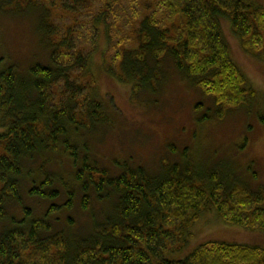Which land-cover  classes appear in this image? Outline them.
I'll use <instances>...</instances> for the list:
<instances>
[{
  "label": "trees",
  "instance_id": "trees-1",
  "mask_svg": "<svg viewBox=\"0 0 264 264\" xmlns=\"http://www.w3.org/2000/svg\"><path fill=\"white\" fill-rule=\"evenodd\" d=\"M69 2L60 5L61 11L79 14L83 0ZM157 8L161 27L153 24L154 17H145L136 32V49L119 57L121 72L109 68L108 73L132 85L131 98L137 101L143 93H157L158 68L169 57L183 80L213 99L217 109L210 108L218 119L227 110L246 106L254 92L230 57L219 20L230 22L246 54L264 62V8L254 0H161ZM111 12L113 0H103L92 13V34ZM48 18L44 13L39 20L48 35V64L22 73L0 60V221L8 206H21L22 190L30 197L57 200L55 179L45 174L35 182L30 168L38 156L53 153L74 161L73 180L80 185L84 209L89 208L90 192L99 200L115 198V209L89 238L71 246L61 235L46 238L47 223L27 220L22 208L26 223L15 220L0 233V264H264L263 248L237 244H203L181 256L193 237L192 228L205 214L216 215L228 226L264 232V188L237 185L226 164L203 172L191 164H172L159 177L127 167L109 177L88 165L86 154L82 156L87 147L77 145L75 135L109 124L104 105L91 92L92 52L75 45L72 26L58 38L49 33ZM30 175V186L24 187ZM65 194L68 210L75 192L68 188Z\"/></svg>",
  "mask_w": 264,
  "mask_h": 264
},
{
  "label": "rangeland",
  "instance_id": "rangeland-1",
  "mask_svg": "<svg viewBox=\"0 0 264 264\" xmlns=\"http://www.w3.org/2000/svg\"><path fill=\"white\" fill-rule=\"evenodd\" d=\"M102 2L83 0L79 14L71 16L59 8L63 4L69 6V0H33L31 3L0 0V60L4 65H13L25 73L35 65L45 66L50 62V51L45 44L48 35L39 24L44 13L49 15V33L54 31L58 38L72 26L75 45L86 53L92 52L91 92L104 105L109 124H98L75 135L74 142L87 147L82 156L86 154L88 165L94 164L109 177L119 176L126 167L142 168L159 177L172 164H191L194 171L200 172L207 171L211 165L226 164V172L235 177L236 182L234 177L231 180L237 185L245 184L252 190L264 188V62L242 50L230 22L225 18L219 20L224 41L232 61L254 93L246 106L227 110L226 115L218 119L213 99L203 96L183 80L169 57L164 58L158 68L157 93L151 96L143 93L137 101L131 98L132 85L119 82L107 70L113 68L116 74L121 72L119 57L123 51L128 50L129 54L136 49V32L145 17H154L153 24L161 27L157 8L161 0H113V12L99 22V30L92 34L91 25L95 22L92 13L98 11ZM254 2L264 8V0ZM197 106L200 107L196 109ZM203 118L209 120L203 122ZM60 157V153L38 156L30 165L35 182L45 174L55 179L53 188L59 192L57 200L30 197L22 190L21 206L7 207L6 217L0 221V233L11 229L15 220L26 223L22 210L25 208L27 220L47 223L46 238L61 235L75 246L89 238L106 215L112 214L115 198L99 200L90 192L89 208L81 206L80 185L73 180L74 161L70 156ZM30 177L25 178L24 187L30 186ZM201 181L208 182L203 178ZM68 188L75 194L71 208L66 210ZM51 205L57 206L53 213L48 212ZM191 231L193 237L181 253L182 258L208 243L264 249V232L225 225L211 213L201 217Z\"/></svg>",
  "mask_w": 264,
  "mask_h": 264
}]
</instances>
